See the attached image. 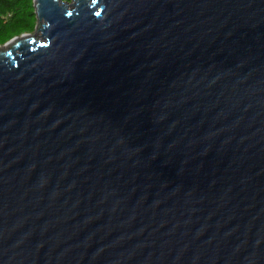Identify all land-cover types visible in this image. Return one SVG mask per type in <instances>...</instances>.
<instances>
[{
  "label": "water",
  "instance_id": "1",
  "mask_svg": "<svg viewBox=\"0 0 264 264\" xmlns=\"http://www.w3.org/2000/svg\"><path fill=\"white\" fill-rule=\"evenodd\" d=\"M0 44V264H264V0H32Z\"/></svg>",
  "mask_w": 264,
  "mask_h": 264
},
{
  "label": "trees",
  "instance_id": "2",
  "mask_svg": "<svg viewBox=\"0 0 264 264\" xmlns=\"http://www.w3.org/2000/svg\"><path fill=\"white\" fill-rule=\"evenodd\" d=\"M35 21L32 0H0V44L13 36L32 32Z\"/></svg>",
  "mask_w": 264,
  "mask_h": 264
}]
</instances>
